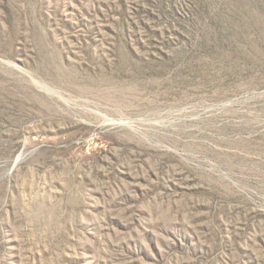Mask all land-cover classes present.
I'll return each instance as SVG.
<instances>
[{
  "label": "rangeland",
  "instance_id": "374dc122",
  "mask_svg": "<svg viewBox=\"0 0 264 264\" xmlns=\"http://www.w3.org/2000/svg\"><path fill=\"white\" fill-rule=\"evenodd\" d=\"M0 264H264V0H0Z\"/></svg>",
  "mask_w": 264,
  "mask_h": 264
}]
</instances>
